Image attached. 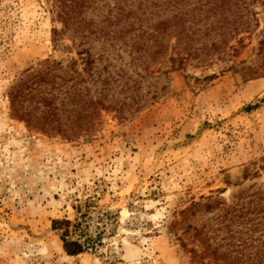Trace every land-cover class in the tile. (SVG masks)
I'll list each match as a JSON object with an SVG mask.
<instances>
[{"label":"rangeland","instance_id":"374dc122","mask_svg":"<svg viewBox=\"0 0 264 264\" xmlns=\"http://www.w3.org/2000/svg\"><path fill=\"white\" fill-rule=\"evenodd\" d=\"M92 3L86 17L110 13L123 36L71 29L56 43V1L0 0V264H264V72L234 68L264 65V0L243 1L242 43L173 71L133 64V1ZM46 59L66 80L33 84L58 107L49 119L26 89L29 123L9 93ZM54 219L90 249L68 255Z\"/></svg>","mask_w":264,"mask_h":264},{"label":"trees","instance_id":"16d2710c","mask_svg":"<svg viewBox=\"0 0 264 264\" xmlns=\"http://www.w3.org/2000/svg\"><path fill=\"white\" fill-rule=\"evenodd\" d=\"M58 8V17L64 25L63 30L54 29L53 40L57 43L61 33L73 29L75 34L84 36V30L89 29L96 35V40L112 41L115 36L111 33L112 17L108 14L101 21H95L86 17L88 9L93 7L94 1L102 0H54ZM106 1V0H104ZM132 7L129 11V28L131 33L129 44L130 52L133 54L132 61L136 67H143L149 71L151 66L159 61L167 60L169 63L166 71H173L185 67L190 59H198V63L206 61L215 53H222L227 47L232 48V40L242 43L240 34L250 28V20L245 18L243 5L244 0H131ZM257 24V23H256ZM214 36L209 42V38ZM85 42L80 41L84 46ZM264 40H262V45ZM106 49V48H105ZM107 50V49H106ZM264 51V46L260 48ZM81 63L84 64V71L93 73L96 65V59L90 48L82 47L77 51ZM105 56V54H99ZM110 57L109 53L107 54ZM109 60V58H107ZM77 60H73L74 71L79 75L76 69ZM232 68V67H231ZM237 70L244 71L246 76L255 77L263 73L264 65L260 67H234ZM63 70L67 74L61 62L52 59H46L42 63V68L36 72H30L20 82L15 84L9 93L11 108L14 115L32 123L37 114L29 107L25 106L24 99L26 89L32 99L42 102L46 110L42 117L49 119L53 117L54 110L58 107L54 99L46 91L42 92L36 89L33 94V84L41 82H50L57 77L66 80V75L57 73ZM152 71V70H150ZM59 74V75H58ZM214 75L207 76V79H213ZM105 82L108 79L104 80ZM139 86V83L136 85ZM85 95V93H84ZM156 94L153 95L155 97ZM87 101L94 107L98 104L103 108L105 105L103 98L94 99L89 96L87 91ZM113 108V107H112ZM83 222V221H82ZM82 222H77L81 225ZM53 228L61 230L63 247L68 255H77L90 249V243L75 239L72 235V229L75 228L74 222L69 219H54Z\"/></svg>","mask_w":264,"mask_h":264}]
</instances>
